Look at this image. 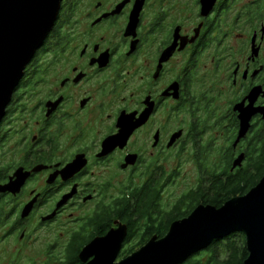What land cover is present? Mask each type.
I'll use <instances>...</instances> for the list:
<instances>
[{
    "label": "flooded vegetation",
    "instance_id": "1",
    "mask_svg": "<svg viewBox=\"0 0 264 264\" xmlns=\"http://www.w3.org/2000/svg\"><path fill=\"white\" fill-rule=\"evenodd\" d=\"M263 170L264 0H64L0 127V186L29 174L0 192V243L56 239V264L59 238L125 226L120 262L218 175Z\"/></svg>",
    "mask_w": 264,
    "mask_h": 264
},
{
    "label": "water",
    "instance_id": "2",
    "mask_svg": "<svg viewBox=\"0 0 264 264\" xmlns=\"http://www.w3.org/2000/svg\"><path fill=\"white\" fill-rule=\"evenodd\" d=\"M63 2L0 0V127L28 66L54 30ZM28 175L18 171L16 180L0 186V192H19ZM32 205L24 209L23 217L30 214ZM236 233L246 237L249 256L244 264H264V177L248 194L220 209L198 206L189 217L172 224L164 238L154 237L120 262L125 226L94 239L83 248L79 260L82 264H184L215 241Z\"/></svg>",
    "mask_w": 264,
    "mask_h": 264
},
{
    "label": "trees",
    "instance_id": "3",
    "mask_svg": "<svg viewBox=\"0 0 264 264\" xmlns=\"http://www.w3.org/2000/svg\"><path fill=\"white\" fill-rule=\"evenodd\" d=\"M263 177L264 170L258 172L255 175H253L252 173H239L233 176L229 173L218 175V177L215 179V182L213 183V189L211 191L207 190L205 191V193L200 194V196L198 197L197 206H213L217 209H220L231 199L242 197L248 194L261 182ZM141 198L142 200L138 202V207L140 203H142L143 206V203H145L144 200L146 201V203L148 202V200H146L147 197L141 196ZM151 202L152 198H150L148 203L150 204ZM147 208L148 206H146V209ZM123 212L124 211H122V213ZM190 215L191 214H189V212H187L186 214L171 215L167 223L168 233L172 224L184 220ZM131 222L132 224L130 226V229H132L136 224L133 220ZM80 241V239H77L76 242L71 246L69 251L66 253L65 264H82L79 260V255L83 250L84 244H81ZM127 254H130V250L125 252L123 256ZM248 256L249 254L245 235L242 233H236L225 239L215 241L208 249L191 257L188 262L190 263L204 261L203 259L204 257H206V261L213 264H244Z\"/></svg>",
    "mask_w": 264,
    "mask_h": 264
},
{
    "label": "rangeland",
    "instance_id": "4",
    "mask_svg": "<svg viewBox=\"0 0 264 264\" xmlns=\"http://www.w3.org/2000/svg\"><path fill=\"white\" fill-rule=\"evenodd\" d=\"M192 183L193 181L188 180L186 176V184H188L187 189L189 188V186L194 185ZM178 190L179 188H177V190L171 189L170 193H175ZM58 232L66 231L59 230ZM1 234L2 233H0V235ZM39 239V242L31 243L28 246H21L19 250L18 247L14 244V242H8L9 244H11L9 245L10 247H7V244L2 245L0 243V264H48V253L46 252L50 244H56V239H51V242L49 241V244H47V242H44L41 238ZM58 240V249L56 251L52 250L53 252H55L53 253V255L55 256L56 264H65L66 254L63 248L65 240L61 241L60 238ZM120 257H122V255L119 256V258ZM203 260L206 261V257H204Z\"/></svg>",
    "mask_w": 264,
    "mask_h": 264
},
{
    "label": "snow or ice",
    "instance_id": "5",
    "mask_svg": "<svg viewBox=\"0 0 264 264\" xmlns=\"http://www.w3.org/2000/svg\"><path fill=\"white\" fill-rule=\"evenodd\" d=\"M101 243H103V242H101Z\"/></svg>",
    "mask_w": 264,
    "mask_h": 264
}]
</instances>
